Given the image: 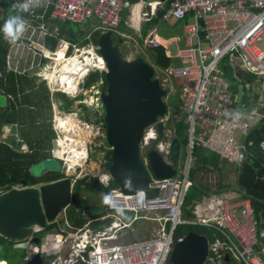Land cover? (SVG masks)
I'll list each match as a JSON object with an SVG mask.
<instances>
[{"label": "built area", "instance_id": "1", "mask_svg": "<svg viewBox=\"0 0 264 264\" xmlns=\"http://www.w3.org/2000/svg\"><path fill=\"white\" fill-rule=\"evenodd\" d=\"M16 11L26 14L19 18L24 24V30L29 33V50L38 53L48 60H57L56 52L40 48L32 38L51 36L42 21L47 10H50L48 21L83 24L95 21L94 30L115 33L121 39L124 33L137 34V44L143 50L164 46L156 34V27L141 36V29L134 26L135 3L126 0H15ZM141 4L140 21L145 22L154 16L162 4L156 0H138ZM167 8L162 14V22H181L182 44L177 47L174 57L177 65L169 64L160 68L152 64V79L156 80L168 95L177 97L171 109L166 106L165 114L153 124L144 129L139 149L140 157L148 177L147 189H157L154 198H146L143 191L133 195H125L115 186L111 187V177L104 167V160L96 168L92 176L107 190L105 213L88 220L82 227L75 228L65 219L54 222L56 227L50 232L45 228L33 227L32 235L26 240L25 261L34 253L52 256L49 264H164L175 241L173 233L178 225L184 224L181 218V205L186 188L190 184L188 175L194 147L206 149L229 164L240 166L246 159L251 142L249 133L259 123V109L264 105V0H167ZM27 5V11L24 10ZM147 5L148 9L143 10ZM125 13L124 27L120 28L122 14ZM149 16V18H148ZM5 13L0 8V22ZM3 30L4 24H1ZM21 33L24 34V33ZM20 35V34H19ZM18 36V35H17ZM123 37V38H122ZM57 46L71 48L75 55L62 54L65 59L85 56L78 60L82 67L76 85L82 83L84 76L93 70L103 72L104 62L97 54L84 48H78L64 40H56ZM91 50L92 47H90ZM88 48V49H90ZM79 55H76V53ZM168 54V52H167ZM230 66L235 71L257 76V87L253 109L244 112L237 108L235 97L237 92L231 89V83L226 79L223 67ZM43 69L47 67L42 66ZM45 86L49 77L42 74ZM250 84H245L243 92L249 91ZM62 92L70 98L76 96V91ZM243 94V93H242ZM242 103V102H241ZM243 108H245V105ZM162 125V135L158 136L157 124ZM88 129L87 124H83ZM177 126H181L179 133ZM58 127V126H57ZM58 136V134H56ZM173 139L181 147L182 165L177 167L168 159L169 149ZM185 140V143H182ZM58 144V140L56 141ZM85 145V144H84ZM258 150L264 156V136L258 141ZM153 148L166 164L172 165L176 174L168 179L156 178L148 166L145 152ZM59 151L52 152V157L58 161L63 159ZM177 153V154H178ZM82 159V160H81ZM88 159L86 145L75 162L66 165L62 171L65 177L73 183L82 174V165ZM78 168V172L76 173ZM66 169V170H65ZM239 209V211H238ZM146 212H160L154 218L147 220L158 223L154 235L133 241L131 244L119 246L108 245L107 242L116 239L132 226L138 219H145ZM126 213H131L129 218ZM237 213L239 217L237 216ZM141 214V215H139ZM193 223L211 226L220 231L228 240L227 243L216 240L208 243L206 264H220L223 252L227 250L231 256L243 264H264L259 254L254 250L257 244L255 220L248 199H241L238 204L229 203L217 195H210L196 203L193 209ZM109 220L107 225L93 228L92 222ZM43 233L44 241L39 245L30 242V238ZM229 235L233 240L229 239ZM39 237V236H38ZM40 238V237H39ZM24 241V240H23ZM263 251V250H262Z\"/></svg>", "mask_w": 264, "mask_h": 264}, {"label": "trees", "instance_id": "2", "mask_svg": "<svg viewBox=\"0 0 264 264\" xmlns=\"http://www.w3.org/2000/svg\"><path fill=\"white\" fill-rule=\"evenodd\" d=\"M167 5V0H165L162 8L158 9L154 16L143 23L141 28L142 37L153 27H157L160 37L165 39L167 37L165 32L168 34L169 31L173 35L172 37L180 33L181 27L179 23L175 22L170 26L171 29L167 31V23L161 21ZM14 6L16 7L15 0H0V8L5 13V18L0 22V26L1 24L5 25L6 21L12 16L26 17L24 13H18ZM49 14L50 10H47L42 19L43 22H49ZM124 17L125 13L122 14L121 18V29L124 27ZM55 27L54 35L57 39L78 46L91 44L96 47L99 34L101 33L99 30H92L89 32L88 37H85L86 33L81 30V25L58 21L50 22L49 33H52ZM112 35L111 33L113 43L118 44L119 41H122L118 35L115 34V38ZM13 40V38L7 37L0 27V94L9 96L12 99L8 101L6 106L0 107V191H7L13 187H34L65 177L60 170H44L41 174H33L31 172L33 166L52 157L50 153L51 142L55 137V132L51 126V99L47 93L35 100L32 90L37 87L36 77L30 75L26 70L20 72L8 68L7 57ZM71 52L72 50L69 48L66 54L70 55ZM147 53L151 58L152 64L157 67L164 69L171 63V58L168 56L167 49L164 46L148 49ZM58 58L59 56H57V60ZM45 61L46 59H41L42 64ZM227 69L228 66L223 67L226 75ZM234 80L236 82H231V89L235 93L237 92V85L239 83L244 85V81L238 82L235 78ZM40 85H42L43 90L48 92L43 82ZM95 85H97L100 92L106 89L104 74L98 70L89 71L80 84L83 90H88ZM81 98V96L70 98L62 92H54L52 94V99L57 103L59 111L71 113L78 110L77 114L83 122L91 125H101L104 133L103 108L101 107V113H99L98 110L91 109L82 103ZM76 101H79V103L75 104ZM259 113L263 118L249 133L248 140L251 145L248 146L249 151L246 159L238 167L231 164L235 172V182L232 187L224 185L221 181L218 182L214 190L204 186L200 179L197 178V173L202 170L220 173L222 166L227 162L206 149L193 148L192 165L188 175L190 184L184 192L180 212L181 218L185 223L175 228L173 233L174 240L182 238L189 232H194L205 236L209 244L216 240L227 243L226 237L214 227L193 223V209L196 203L203 198H208L212 194L232 191L250 202L257 236V244L254 246V250L264 262L262 254L264 235L261 234L264 230V156L257 147L258 141L264 136V107L259 109ZM7 125H14L17 128L18 141L16 142H18V145L17 143L11 144L1 138ZM180 128L181 126H177L178 133ZM102 141V144L95 146V149L104 152V167L107 169L110 163V150L107 148L104 137ZM182 143H185V140ZM111 187L115 186L110 183L109 188ZM106 190L98 183L96 177L86 175L76 179L72 184L70 203L62 211L63 217L59 222L65 219L73 227L80 228L88 220L102 216L105 213L106 201L102 207L97 206L94 202L89 203V201ZM108 222L109 220L92 222L90 226L93 228L98 227V225L104 227ZM55 227L56 223L52 221L46 225L44 231L50 232ZM38 234L42 235L43 233ZM38 234L37 236H39ZM229 239L233 240L230 235ZM21 242L23 241H11L0 236V261L3 264H25L26 250L18 245ZM52 258V256H42L43 264H49ZM164 264L170 263L166 260ZM220 264L243 263L235 260L230 252L225 250Z\"/></svg>", "mask_w": 264, "mask_h": 264}, {"label": "water", "instance_id": "3", "mask_svg": "<svg viewBox=\"0 0 264 264\" xmlns=\"http://www.w3.org/2000/svg\"><path fill=\"white\" fill-rule=\"evenodd\" d=\"M157 1L163 3L165 0ZM142 9H148V6L144 5ZM44 44L46 48L53 50L56 39L45 36ZM118 44L113 43L111 32L106 31L99 34L96 46L97 54L104 62L106 83V89L99 93L98 100L104 112V139L110 150L107 171L112 184L122 194L133 195L143 191L146 198H154L157 189H147L148 177L140 157L139 144L144 129L165 114V91L152 79V65L141 57L126 60L120 53ZM166 49L168 55L174 57L177 51L175 41H171ZM235 76L241 80L242 73ZM242 93V86L239 85L236 105L238 109L248 113L254 106L249 104L243 108ZM157 132L161 137V123L157 124ZM178 151L179 142L173 139L169 156L174 157ZM145 157L156 178L168 179L176 174L175 168L166 164L153 148L145 152ZM44 162L41 164L47 170ZM72 184L68 177H64L34 187H13L0 191V236L11 241H23L32 235L33 227L45 228L69 205ZM133 241V231L127 230L107 244L123 246ZM30 242L39 245L40 238L33 236ZM207 256V238L189 232L174 242L167 261L170 264H204ZM25 264H43L41 254L34 253Z\"/></svg>", "mask_w": 264, "mask_h": 264}, {"label": "rangeland", "instance_id": "4", "mask_svg": "<svg viewBox=\"0 0 264 264\" xmlns=\"http://www.w3.org/2000/svg\"><path fill=\"white\" fill-rule=\"evenodd\" d=\"M147 1H152V0H147ZM133 13H134V26L137 28H142L143 27V23L140 21V11H141V4L137 5L134 7V9H132ZM172 22H169L167 24V31L171 29V24ZM124 33L127 35L126 38H123L122 41L120 42V44H118V49L120 51V53L122 54V56L126 59V60H131L134 59L136 57H141L143 58L148 64L152 65V61L151 58L149 56V54L147 53L146 50H143L142 48H140V46H138L139 44L137 43L138 39H137V34L134 33H130V32H126L124 31ZM112 37L115 38V33H112ZM172 34L169 33L167 34L166 39L161 37V43H163V45L167 46L170 43V40L172 38ZM138 44V45H137ZM178 46H180V44L177 43ZM93 50L86 48L85 50H89L91 53H93L95 47H92ZM81 55L77 57L78 60L81 59L82 56H85L83 51L80 53ZM18 55H19V59L18 62L15 63V65L17 66V69L19 71L22 70H26L27 72H29L30 74H35L36 77V82L38 85H40L42 82L44 83L46 80H43L40 76H36V74H45L47 76L51 75L54 73V70L56 68V64L60 63L61 60H56L55 63L52 61H48L46 60L45 63L43 64L44 67H47V69H43L41 68V64L40 66L37 65V59L38 56L35 55L32 51H30L28 49V47L25 44H20L18 47ZM71 55H75L73 52ZM76 55H79V53L77 52ZM56 56H59L58 54H56ZM171 64L177 65L178 61L175 58L171 59ZM226 79L229 83L231 82H236L234 80L233 77V68L228 67L227 69V75H226ZM258 77L257 76H253L250 74H246L245 76V80L244 83H249L250 84V89L249 91L251 93H253L254 91H256V87H257V81H258ZM80 86V83L78 84L77 87ZM77 89V88H76ZM74 89V91L76 90ZM100 91L97 87V85L91 87L88 90H83L81 88V86L77 89L76 91V96H81L82 100L81 102L84 103L86 106L90 107L91 109L94 110H98L99 113H101V104L98 100V95H99ZM247 90L245 89L243 92L244 95V99L241 101L242 104L247 105L250 101H252L251 99H249L247 96ZM75 96V97H76ZM177 97L175 95H171L169 94L167 99L163 98L164 103L166 104L168 109H171L173 107V105L176 103ZM79 103V101H76L75 104ZM52 118H51V126L53 131L55 132V137L51 142V156H52V152L55 151H59L60 154L58 153V155H61V157L63 159H66L67 156H69V158L72 159H68L69 162H62V161H58V159L56 160V158L51 157L50 159H47L44 164L47 168V170H60L61 172L64 170V168H66V165H71L72 162H75V158L73 159V157H71V154L69 155L68 153H65L66 151V147L64 143H68L65 141V135L66 133L64 132V128H61L59 125V121L57 119L61 118H65L70 116V118L72 120H74L76 122V127L74 128V131H86L87 132V136L88 138L85 140V145L87 147L88 150V159L86 160V162L84 164H82L81 160L79 162V164L82 165V174H80V178L86 175L92 176L95 173V170L97 167H99L101 165V163L103 162V156H104V152L103 151H99L97 149H95V146H99L100 144H102V140L104 137V133L102 131V127L101 125H91V124H87L85 122H83L79 115L76 112H71V113H64L62 111H59L57 108V103H53L52 104ZM80 110V109H79ZM87 124L89 126L88 129H85L83 124ZM58 126V127H57ZM60 129V130H59ZM62 129V130H61ZM77 129V130H76ZM81 129V130H80ZM78 131V132H79ZM64 134H62V133ZM76 132V133H78ZM72 132H69V135ZM74 133V134H76ZM56 134H58V136H56ZM64 137V138H63ZM15 139V138H14ZM58 140V144L57 141ZM63 142V143H62ZM84 144L79 147V151H81L83 153L84 151ZM182 152L183 149L181 147V150L178 154H176L174 157L169 158L168 160L175 165L176 167L181 164L182 165ZM192 165V161L190 163V166ZM66 170V169H65ZM44 171V167L42 166V164H37L35 166H33L31 168V172L33 174H41ZM78 172V168L76 173ZM197 178L200 179L201 183L204 186H207L209 188H211L212 190L215 189L216 185H218V182L221 181L224 185L232 187L234 185L235 182V172L234 169L232 167L231 164L225 163L222 166V170L221 172H217V171H209V170H202L200 172L197 173ZM70 179H73L72 177H70ZM223 194H230L227 196H231L230 199L228 200V202H239L240 196L233 193V192H229V193H222L221 195L223 196ZM213 195V194H212ZM204 199V198H203ZM207 199V198H205ZM223 199V197H222ZM106 201V194L105 192H101L96 198H92L90 199L89 203H95L97 206L102 207L104 205ZM239 211V210H238ZM128 215V217H131V213H126ZM160 212H146L144 214H142V216L145 217V219H138L134 225L132 226V231H133V235H134V239L135 240H139V239H144L147 237H150L152 235L155 234V232L158 229V223L155 221H150L147 220L149 218H154L156 215H159ZM141 215V214H139ZM237 216L239 217L238 213ZM63 217V213L61 212L58 216H57V221L62 219ZM39 235V234H38ZM40 239H41V243L44 241V235H39ZM21 247H25L27 248V242L26 240H24L23 242H21L20 244H18ZM262 254L264 256V249L262 251ZM0 264H3L0 261ZM206 264V263H204Z\"/></svg>", "mask_w": 264, "mask_h": 264}, {"label": "crops", "instance_id": "5", "mask_svg": "<svg viewBox=\"0 0 264 264\" xmlns=\"http://www.w3.org/2000/svg\"><path fill=\"white\" fill-rule=\"evenodd\" d=\"M138 1V0H137ZM137 1H134V2H132V3H135L136 5H139L138 4V2ZM157 1V0H156ZM152 17V16H151ZM150 17V18H151ZM149 18V19H150ZM148 19V20H149ZM54 21H52L51 23H53ZM46 25V29H47V31L49 32V30H48V28H49V26H50V22H44ZM142 23H144V22H142ZM175 22H172L171 24H174ZM177 23H179V25H180V27H181V29H180V33L178 34V35H174V37H172L171 38V40H170V42L171 41H175V43H176V46L177 47H180L181 46V44H182V40H181V32H182V24H181V22H177ZM168 24V23H167ZM54 26V25H53ZM94 27H95V21H93V20H90V21H88V22H85V23H83V24H81V30L82 31H84L85 33H86V36L85 37H88V35H89V32L90 31H92V30H94ZM56 31V27L53 29V32L52 33H50L51 34V37H53V38H55L56 40H57V38H56V36L54 35V32ZM24 34H22L21 35V33H20V35H18V36H16V38H18V39H14L12 42H11V47H10V52H9V54H8V57H7V66H8V68L9 69H13V70H15V71H19L18 69H17V66L15 65V63L16 62H18V59H19V55H18V47H19V45L20 44H25L28 48H29V39H28V37H29V32L28 31H25V32H23ZM156 34H157V38H158V40L161 42L162 40H161V37H160V35H159V33H158V31H157V27H156ZM165 35H167V32H165ZM23 40H28L29 42L27 43V42H24ZM58 40H61V39H58ZM32 41L33 42H37V43H39L40 45L43 43V46L41 47V46H39L40 48H38V50H41L42 48H45V49H48V48H46L45 47V44H44V40H43V42L41 41V39L40 38H36V37H33L32 38ZM177 43L178 44H180V46H178L177 45ZM73 45H75V46H78V45H76V44H73ZM90 47H94V46H92L91 44H89V45H87V46H78V48H84V49H86V48H90ZM167 47V46H166ZM96 48V47H95ZM58 49H60L61 50V52H62V54L63 53H67V51L69 50V48L67 49V48H65V47H59V46H57V42H56V44H55V46H54V48H53V50H50V51H55L56 53H57V50ZM49 50V49H48ZM72 50V49H71ZM34 53V52H33ZM35 55H37L38 56V59H37V65H39L40 66V64H41V66H43V64H42V62H41V59H42V57H40L39 56V54L36 52V53H34ZM228 67H230V66H228ZM42 68V67H41ZM232 68V67H231ZM22 71H24V70H22ZM22 71H20V72H22ZM237 73H242V77H241V80H238L237 79V77L235 76ZM30 75H33V76H35V74H30ZM36 76H42V74H36ZM246 76V74H244L243 72H241V71H235L234 69H233V77L238 81V82H241V81H244V77ZM42 78V77H41ZM37 83V82H36ZM245 84H249V83H244V85ZM239 85H241L242 86V90H243V88H244V85H242L241 83H239L238 85H237V91H238V86ZM80 87V86H79ZM79 87H77V89L79 88ZM46 88H47V86H46ZM47 90H48V92H46V90H43V87H42V85H38L37 84V87H35L33 90H32V94H33V97H34V99L35 100H38L39 98H41L44 94H49V96H50V99H51V109H52V104L53 103H55L54 101H53V99H52V94L54 93V92H56V91H54V90H49L48 88H47ZM258 93H260L259 92V90H258V87H256V91H254L253 93H251L250 91H247V94H246V96L247 95H249V96H247L249 99H251L252 101H250L247 105H245V107L246 106H248L249 104H253L254 103V101H255V96H256V94H258ZM237 95V94H236ZM263 95H264V92H263ZM244 99V95L242 94V100ZM9 100H12L11 99V97H9V96H3V95H1L0 94V107H4V106H6L7 105V103H8V101ZM241 100V101H242ZM264 107V105L262 106V108ZM259 121L263 118L261 115H260V113H259ZM1 138L3 139V140H6L7 142H9V143H11V144H14V143H17V145H18V142H16V141H18V130H17V128L14 126V125H7L6 127H5V129H4V133L2 134V136H1ZM15 138V139H14ZM229 192H232V191H228V192H222V193H229ZM222 193H220V194H214V195H217V196H219V198H222L223 197V199H225L226 201H228L229 199H230V197L231 196H227V195H230V194H223V196L221 195ZM233 193H235V192H233ZM235 194H237V193H235ZM238 195V194H237ZM241 199H243V197L242 196H240V199H239V202H240V200ZM238 202V203H239ZM229 203H234V204H238L237 202H229ZM239 210V209H238ZM262 235H264V230L262 231V233H261ZM42 256H44V255H42ZM4 262V261H3ZM5 263V262H4Z\"/></svg>", "mask_w": 264, "mask_h": 264}, {"label": "bare ground", "instance_id": "6", "mask_svg": "<svg viewBox=\"0 0 264 264\" xmlns=\"http://www.w3.org/2000/svg\"><path fill=\"white\" fill-rule=\"evenodd\" d=\"M56 54L59 55L58 60H61V62L56 64L54 73L49 75L50 82L48 83L47 88L50 91L58 89L66 93L73 92L74 89H76V85L79 79V75L81 74L82 67H80V64L76 57L67 60L62 57V52L60 49L57 50ZM57 120L59 121L58 126L64 128V132L66 133L65 141L68 143H64L66 147L65 153H68L69 155L71 154V157H73V159L79 158L82 152L78 149L83 144H85L84 142L88 138L87 132L78 130L79 132L76 131L78 132L76 133L74 131V128L77 126L76 122L72 120L70 116L65 117L63 119L59 118ZM69 132H72V135H69ZM68 159L72 158H69V156H67L66 160Z\"/></svg>", "mask_w": 264, "mask_h": 264}, {"label": "clouds", "instance_id": "7", "mask_svg": "<svg viewBox=\"0 0 264 264\" xmlns=\"http://www.w3.org/2000/svg\"><path fill=\"white\" fill-rule=\"evenodd\" d=\"M15 7V6H14ZM24 10L27 11L28 6L24 5ZM24 30V24L19 20L18 16L10 17L3 28V31L7 37H11L13 39L16 38L17 35L22 33Z\"/></svg>", "mask_w": 264, "mask_h": 264}]
</instances>
